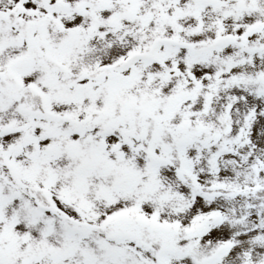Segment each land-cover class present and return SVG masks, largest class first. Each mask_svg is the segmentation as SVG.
I'll return each instance as SVG.
<instances>
[{"label": "snow or ice", "instance_id": "6c2138e0", "mask_svg": "<svg viewBox=\"0 0 264 264\" xmlns=\"http://www.w3.org/2000/svg\"><path fill=\"white\" fill-rule=\"evenodd\" d=\"M0 264H264V0H0Z\"/></svg>", "mask_w": 264, "mask_h": 264}]
</instances>
